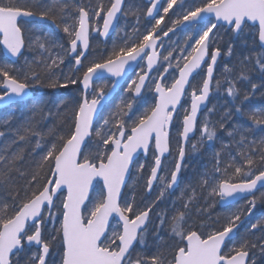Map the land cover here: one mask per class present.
<instances>
[{
	"label": "snow or ice",
	"instance_id": "6c2138e0",
	"mask_svg": "<svg viewBox=\"0 0 264 264\" xmlns=\"http://www.w3.org/2000/svg\"><path fill=\"white\" fill-rule=\"evenodd\" d=\"M0 58V264H264V0H0Z\"/></svg>",
	"mask_w": 264,
	"mask_h": 264
},
{
	"label": "trees",
	"instance_id": "16d2710c",
	"mask_svg": "<svg viewBox=\"0 0 264 264\" xmlns=\"http://www.w3.org/2000/svg\"><path fill=\"white\" fill-rule=\"evenodd\" d=\"M165 2H166V0H165ZM172 18L174 19L175 16H173ZM99 23L101 24V20H100ZM128 23H129V24L131 23V19H129ZM124 24H125V20L122 18L121 21H120V23H119V26H120V27H123ZM169 24H170V21H169ZM40 27H44V25L38 24V25H37V28H40ZM221 31H223V29H222ZM61 35H62V34H61ZM114 37H115V34L113 35V38H114ZM227 39H228V37L226 36V37H225V40H227ZM92 44H93L94 49L97 50V52H99L100 50H102V49L105 47V45L99 44L96 40H93V41H92ZM111 44H112V39H109V40H108V45H107V46L110 48V47H111ZM0 59H2V58H0ZM223 63H224V60H221V62H220V67H218V69H217V77H218V78H219L220 70H221L222 67H223ZM197 79H199V77H197ZM194 82H195V81H194ZM253 82L259 83V79H258V77H256L255 75H253ZM241 88H250V85H241ZM44 91H49V90H44ZM190 91H191V89H190ZM261 91H264V89H262ZM54 95H59V94H54ZM214 96H215V95H214ZM214 96L211 98V102H210L209 106H211L212 104H217V103H218L219 105L222 106L221 111L223 110V107H230V106H231V101H230V100L226 101V100L224 99L223 95H217V99H216V100H215V97H214ZM56 102L59 103V100H57ZM185 104L187 105V101H185ZM251 104L254 105L256 108H262V107H264V98H260V96H259V92H257V94H256V98H255L254 100L251 101ZM17 111H18V112H22L23 109L21 108V109H18ZM10 112H11V109H5V110L0 111V120L5 119V118L7 117V115H8ZM218 118H219V115L213 117V119H218ZM202 119H203V117L201 118V120H202ZM233 122H240V118H238V117H234V118H233ZM0 130H5V129L0 128ZM196 138H198V133H197V137H195L194 139H196ZM173 147H174V145H173ZM218 147H219V144L217 143L216 148H218ZM213 151H215V148H213V147H209V148L205 151V153H204L203 156L198 157L196 160L193 161V164L196 165V166L198 167L200 164L205 163L206 160H207V157L210 156L211 153H212ZM170 159H171V158H170ZM170 159H169V160H170ZM141 161H144V160H141ZM141 161H140V162H141ZM145 162L148 163V164H151V163H152L151 155L148 156V158L145 160ZM167 162H168V161H167ZM167 162H166V163H167ZM145 175H147V170H146V172H145ZM191 175H192V170L189 169L188 172L185 173V177H190ZM128 183H129V185H130V184H131V181H129ZM181 184H182V185H181ZM181 184H180L181 186H180V187L176 190V192L173 194V197L179 196V194H180V188H183V187H184V183H183V181L181 182ZM155 190H156V189H155ZM155 190H154V192L148 197V199H152V198H154V196H155L154 193L156 192ZM124 192L127 193V192H128V188H125ZM263 192H264V191H263ZM260 193H261V192H260ZM260 193H258L257 196H259ZM244 204H245V201H243V202H241V203H239V204H237V205H235V206H232V207L226 208V209H219V207L216 206L215 208L211 209V212H212L213 217H215L216 215H220L221 217H223L224 215H227L228 213H230V212H232V211H235L237 208L243 207ZM161 207H163V205H162ZM261 214H264V203H259V202H258L257 207H256V209H255V216H256V217H259ZM253 222H255V220H253Z\"/></svg>",
	"mask_w": 264,
	"mask_h": 264
},
{
	"label": "water",
	"instance_id": "95a60500",
	"mask_svg": "<svg viewBox=\"0 0 264 264\" xmlns=\"http://www.w3.org/2000/svg\"><path fill=\"white\" fill-rule=\"evenodd\" d=\"M162 3H163V0H162ZM102 23H103V21H102ZM101 26H102V24H101ZM114 34V33H113ZM112 34V35H113ZM161 51H162V49H161ZM134 74V73H133ZM111 79V78H110ZM124 85V83L122 82V86ZM121 86V87H122ZM120 90V89H119ZM119 90H118V92H119ZM118 92H117V94H118ZM116 94V95H117ZM3 109H6V108H0V110H3ZM206 111V110H205ZM202 114V113H201ZM143 158V159H146L145 158V156L143 155V153H140L139 154V157H138V160L140 159V158ZM262 189H264V188H262ZM262 189H260V190H262ZM259 190V191H260ZM123 191H124V189H123ZM258 192V191H257ZM241 201H243L242 199L241 200H238V201H235V202H229V204H227V205H219V208H226V207H230V206H233V205H235V204H238L239 202H241Z\"/></svg>",
	"mask_w": 264,
	"mask_h": 264
},
{
	"label": "rangeland",
	"instance_id": "374dc122",
	"mask_svg": "<svg viewBox=\"0 0 264 264\" xmlns=\"http://www.w3.org/2000/svg\"><path fill=\"white\" fill-rule=\"evenodd\" d=\"M175 38H176V37H173V39H175ZM167 82H168V83L171 82V76L168 77ZM126 86H127V85H125L124 87H126ZM122 90H123V89H122ZM213 96H214V95H213ZM214 97H215V100H216V99H217V95H215ZM182 114H183V109H181V115H182ZM171 131H172L173 136H175V132H176V128H175V126L172 127V130H171ZM139 162H140V161H138V163H139ZM166 165H168V162L166 163ZM168 166L170 167V165H168ZM162 174H164V173H162ZM181 185H182V184H181ZM181 185H180V186H181ZM158 190H159V187L157 186V187H156V190H155L156 192L154 193V195H156V193L158 192Z\"/></svg>",
	"mask_w": 264,
	"mask_h": 264
},
{
	"label": "flooded vegetation",
	"instance_id": "af4514ba",
	"mask_svg": "<svg viewBox=\"0 0 264 264\" xmlns=\"http://www.w3.org/2000/svg\"><path fill=\"white\" fill-rule=\"evenodd\" d=\"M162 51H163V49H162ZM161 71L163 70L162 68L160 69ZM261 191H259V192H256V195L258 194V193H260ZM229 208V207H228ZM222 209V208H221Z\"/></svg>",
	"mask_w": 264,
	"mask_h": 264
}]
</instances>
